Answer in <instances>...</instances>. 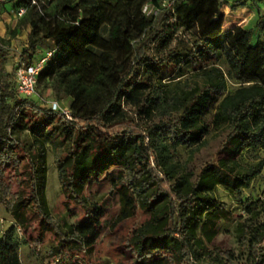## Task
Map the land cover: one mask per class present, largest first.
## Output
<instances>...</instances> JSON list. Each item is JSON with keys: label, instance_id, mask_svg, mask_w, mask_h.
I'll return each mask as SVG.
<instances>
[{"label": "trees", "instance_id": "obj_1", "mask_svg": "<svg viewBox=\"0 0 264 264\" xmlns=\"http://www.w3.org/2000/svg\"><path fill=\"white\" fill-rule=\"evenodd\" d=\"M32 1L15 0L16 9L26 11L9 39L0 36V204L13 219L0 237V264H23L19 230L36 256L46 232L52 233L59 257L80 236L94 241L103 231L98 205L65 230L53 216L46 195L47 144L53 139L73 148L58 167L68 199L87 208L86 189L109 180L121 202L116 224L140 209L149 216L128 240L136 264H264V221L253 217L237 226L240 254L204 244L200 231L207 215L225 211L215 197L222 170L212 164L196 174L189 168L208 145L210 115L215 129L228 131L236 152L264 150V41L255 30L226 31L225 0ZM146 6L156 13H144ZM24 31L28 43L21 57L28 64L45 53L40 49L46 40L55 41L38 87L42 83L56 101L68 98L72 121L50 109L41 111L44 121L30 116L37 110L35 96H20L17 64L8 69L12 42ZM170 68L176 76L166 80ZM21 131L32 135V143L21 141ZM178 148L188 152L185 158ZM20 152L30 158L24 172ZM239 166L237 189L249 187L264 163ZM20 176V189L12 190V178Z\"/></svg>", "mask_w": 264, "mask_h": 264}, {"label": "rangeland", "instance_id": "obj_2", "mask_svg": "<svg viewBox=\"0 0 264 264\" xmlns=\"http://www.w3.org/2000/svg\"><path fill=\"white\" fill-rule=\"evenodd\" d=\"M230 2L228 8L224 7L227 21L225 30H229L233 24L247 18L264 14V0H227ZM163 5L171 3L170 0H161ZM10 3V2H9ZM12 7H0V36L9 39L10 31L13 30L19 22V16L16 11L15 1H11ZM236 3H241V8L232 9ZM148 12L156 13L153 7H149ZM249 17V18H248ZM261 19V18H260ZM259 27L263 24L260 22ZM28 31L19 33L13 40L12 51L9 58L8 69L12 72L17 61L27 48ZM51 47L43 46L40 51L46 52ZM41 52V53H43ZM40 54L38 53L37 56ZM163 76L166 80L176 76V71L165 70ZM235 86L230 84V92H233ZM37 104V110L31 112L34 119L44 121L46 116L41 112L47 109L49 103L56 101L54 93L46 89L41 83L38 87L37 95L33 98ZM62 108H68L70 100L63 98L57 100ZM212 115L208 116L207 121L211 125V132L208 136V145L203 148L191 161L190 170L198 174L206 165H217L222 172L215 183L216 200L225 206V211L213 210L207 215L206 221L201 226V236L204 244L209 248L219 247L222 249L233 250L240 254L243 250L240 248V242L237 233V226L246 218L253 217L257 221H264V167L262 172L254 178L247 188H235V177L242 173L239 165H255L260 161L264 163V150L260 151H240L236 152L234 146L229 143L228 131L226 129H215L212 125ZM60 125V123L58 124ZM57 126V123H56ZM21 141L32 143L33 137L27 131L19 133ZM47 144L48 175L46 195L53 216L61 223L65 230L68 225H77L83 219L91 215L95 205L101 206L104 211L101 217L103 231L97 235L94 241L84 235L80 236L82 241L77 240L74 248L70 249L63 257H59L54 252L53 247L58 245V241L52 233L46 232V238L41 248L39 256L33 254L31 248L25 244L23 234L19 230L21 238V261L23 264H136L135 259L129 251V242L134 229L140 227L149 220V216L142 210L130 219L116 224L115 220L121 208L120 197L109 180H103L100 184L86 189L84 197L86 198L87 208L74 200L68 199L62 192L59 180V163L69 155L73 150L68 143L59 145V140L53 139ZM57 143V144H55ZM178 156L183 159L187 156V151L178 148ZM21 161L19 163L20 172L25 171V165L30 163L29 156L20 152ZM238 163L239 165H236ZM152 166L155 162L152 160ZM7 174L13 177L14 169L8 168ZM163 179V175H161ZM24 179L20 176L18 179L12 178V190L20 189V181ZM252 207L254 211L248 214L246 208ZM13 223V219L6 208L0 204V237L2 233Z\"/></svg>", "mask_w": 264, "mask_h": 264}, {"label": "built area", "instance_id": "obj_3", "mask_svg": "<svg viewBox=\"0 0 264 264\" xmlns=\"http://www.w3.org/2000/svg\"><path fill=\"white\" fill-rule=\"evenodd\" d=\"M42 0H33L34 5H38ZM173 1V0H170ZM150 6H146L143 10L144 13L150 14L148 12ZM25 8H20L18 10V16L21 17L25 13ZM54 49H50L39 56L34 55L31 59V63L28 64L23 60L22 57L17 61L16 70V83L17 91L20 96L24 98H30L37 95L38 91V77L45 68L46 64L52 60L54 57ZM28 108V107H25ZM47 109L58 113L66 121H72V112L69 108H62L58 101H51Z\"/></svg>", "mask_w": 264, "mask_h": 264}, {"label": "crops", "instance_id": "obj_4", "mask_svg": "<svg viewBox=\"0 0 264 264\" xmlns=\"http://www.w3.org/2000/svg\"><path fill=\"white\" fill-rule=\"evenodd\" d=\"M2 2H7L6 3V7L9 9L10 7H12V3L11 1H15V0H0ZM227 1V0H225ZM10 2V3H9ZM229 3V6H230V2L227 1ZM229 6H225L226 8H228ZM224 9V8H223ZM18 10L19 9H16L17 11V14H18ZM223 12L225 13V11L223 10ZM226 14V13H225ZM249 18V17H248ZM261 18V19H260ZM20 19V17H19ZM226 21H227V16H226ZM262 23L263 26L262 27H259L258 24L259 23ZM235 26H243L244 28L246 29H253L255 30V33H256V39L257 40H260V41H264V14H260L258 16V19H255V16L253 17H250L248 20L247 18H244V20L240 21V22H236L235 24H233V27ZM56 45L55 41L54 40H46L42 46H49V47H52L54 48Z\"/></svg>", "mask_w": 264, "mask_h": 264}]
</instances>
